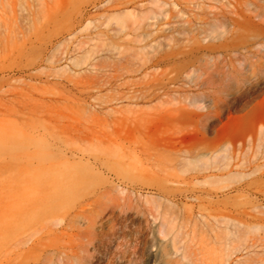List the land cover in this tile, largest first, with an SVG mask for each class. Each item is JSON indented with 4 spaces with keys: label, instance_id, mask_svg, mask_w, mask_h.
<instances>
[{
    "label": "rangeland",
    "instance_id": "1",
    "mask_svg": "<svg viewBox=\"0 0 264 264\" xmlns=\"http://www.w3.org/2000/svg\"><path fill=\"white\" fill-rule=\"evenodd\" d=\"M263 27L264 0H0V264H264Z\"/></svg>",
    "mask_w": 264,
    "mask_h": 264
},
{
    "label": "bare ground",
    "instance_id": "2",
    "mask_svg": "<svg viewBox=\"0 0 264 264\" xmlns=\"http://www.w3.org/2000/svg\"><path fill=\"white\" fill-rule=\"evenodd\" d=\"M264 28V27H263ZM261 31V30H260ZM243 47V46H242ZM244 49V48H243Z\"/></svg>",
    "mask_w": 264,
    "mask_h": 264
}]
</instances>
